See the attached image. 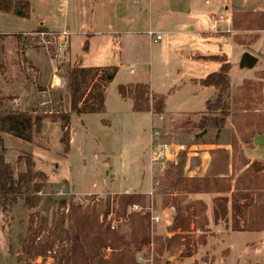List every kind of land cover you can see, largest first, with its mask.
Returning a JSON list of instances; mask_svg holds the SVG:
<instances>
[{
	"label": "rangeland",
	"instance_id": "rangeland-1",
	"mask_svg": "<svg viewBox=\"0 0 264 264\" xmlns=\"http://www.w3.org/2000/svg\"><path fill=\"white\" fill-rule=\"evenodd\" d=\"M28 1L29 18L19 17L23 10L17 5L7 19L3 20L6 15L0 13V113L29 112L44 120L31 142L1 136L6 161L13 170L25 172L31 159L35 170L47 176V185L40 193L38 207L28 208L22 198L8 214L0 209V264H18L20 241L29 233L31 217L68 227L67 217H62L72 204L95 210L100 221L107 217L111 229L127 240L131 232L129 216L148 214L147 233L151 239L163 237L157 236V225H151L150 209L160 215L181 156H187L191 145L212 142L215 136L214 129L201 131L197 126L204 114L210 117L204 111L213 96L202 90L201 81L229 65V116L218 142L233 140L237 146L245 141V131L250 136L264 125V71H256L261 64L251 71L239 68L245 52L264 54V32L256 30V24H249L264 13H252L256 6H245V0H226L223 7L219 0H208V5L200 0L199 6L188 0L178 4V0H140L137 5L133 0ZM45 29L47 33L41 32ZM65 31L70 47L60 53L59 44L66 41L61 33ZM149 31L161 40L154 42ZM86 44L88 51L84 50ZM85 54L84 66L116 67L117 74L108 87L105 112L77 116L70 108L68 74L82 65L79 58ZM209 58L216 59L204 60ZM255 71L256 77L250 78ZM137 85L163 97L165 112L182 114L173 117L174 123L160 121L147 112L136 114L133 99H123L118 91L119 87ZM64 115L71 118L69 152L63 141ZM153 131L159 133L158 140L153 141ZM160 144H179L184 149L172 161H155L153 153ZM151 167L153 182L146 208L134 212V206L129 207L123 216L117 197L150 191ZM189 236L187 252L193 249ZM179 249L181 246L173 247L158 259L156 250L148 245L135 253L134 261L177 264L175 258L167 259L178 255ZM36 261L54 264L52 259Z\"/></svg>",
	"mask_w": 264,
	"mask_h": 264
},
{
	"label": "trees",
	"instance_id": "trees-1",
	"mask_svg": "<svg viewBox=\"0 0 264 264\" xmlns=\"http://www.w3.org/2000/svg\"><path fill=\"white\" fill-rule=\"evenodd\" d=\"M20 7L23 12H19V17L29 18L30 3L28 0H0V13L11 14L14 6ZM249 20L246 19L245 22ZM256 24L257 29L264 31V14L249 24ZM262 24V26L260 25ZM247 24V23H245ZM248 30L253 29L247 27ZM47 33V29L44 31ZM87 50V44L84 48ZM216 59V58H215ZM215 59H204L215 61ZM229 65L221 67L219 73L210 74L201 81L203 87H214L217 94L206 103V113L210 115L200 119L197 125L201 131L214 129L217 137L225 128L229 116L230 100V79L228 76ZM117 74L116 67L108 68H83L74 67L68 74V87L70 90V108L77 116L88 114H100L104 111L105 93L109 84L113 82ZM119 94L123 98L131 97L134 101L135 112H150L154 117H161L165 108V100L161 96L153 95L150 90L142 85L135 87H119ZM44 118L34 117L29 112L0 113V209L6 215L20 199H25L28 208H36L40 204V193L43 192L47 183V176L35 170V163L28 159L26 171L16 173L12 166L6 161V149L2 134L11 135L19 140L31 142L35 132H40ZM57 120V118L55 119ZM62 127L64 130V148L67 152L70 149V116L62 117ZM185 156L174 166L173 179L170 181L168 191L183 190L186 193H206L212 190V185L217 181L210 178L187 179L183 176ZM249 171L256 173L264 172V166L252 164ZM264 180V177L261 178ZM218 189V188H217ZM255 190H260L257 194V202L260 204H249L252 208L249 213V225L247 231L260 230L256 227L259 222H264V184H255ZM148 198L142 194H125L117 197V205L120 213L125 216L127 209L132 206L146 208ZM173 206L176 214L173 219L170 232L174 235L170 238L157 237L151 239L147 230L150 226L149 215L142 212L130 215V236L121 235L118 231H113L111 222L107 217L100 221V216L95 210L84 209L80 205H71L68 213H63L67 217L68 227H60L57 222L50 224L44 218L31 217L29 223V233L26 238L21 239V254L18 257V264H38L37 259H52L54 264H136L135 253L142 251L146 246L151 245L159 255L165 251L171 252L173 247L182 246L183 232L205 231V210L202 202H197L187 207H181L182 200L173 198ZM221 216L215 214L216 220L226 215L225 209L227 199L216 201ZM67 211L66 203H62ZM110 204H107V208ZM193 211L190 213V210ZM237 212L241 207L238 205ZM241 210V211H240ZM263 213V214H262ZM109 215L107 210L106 216ZM236 216V215H235ZM236 220V219H235ZM64 226V219L62 220ZM194 228L191 229V225ZM246 224V223H245ZM233 231H245L240 222L236 220L233 224ZM135 253L131 250V248ZM110 251V256L105 252ZM189 253H187V256Z\"/></svg>",
	"mask_w": 264,
	"mask_h": 264
},
{
	"label": "crops",
	"instance_id": "crops-1",
	"mask_svg": "<svg viewBox=\"0 0 264 264\" xmlns=\"http://www.w3.org/2000/svg\"><path fill=\"white\" fill-rule=\"evenodd\" d=\"M138 1L140 0H133V5H137L139 3ZM180 1L182 0H178L177 4ZM188 2L194 6L200 5V0H188ZM167 3L169 4L168 1ZM205 3L206 5H208L210 2L206 0ZM218 4L223 7L226 4V0H219ZM263 5L264 0H245V6H256L252 9V13H264V8L262 7ZM2 15H6V17H3V20L7 19V17L9 16V14ZM256 56H258L260 59V62L258 64H261L260 69L256 71L260 73L264 71V54H259ZM196 57L197 55H195L194 59ZM81 59H83V63L81 65V67L83 68H101L84 66V62L87 60L86 54L80 56L79 61ZM256 71L253 73V75H251L250 78L256 77ZM260 80L263 81L262 79ZM108 87L105 93V104ZM201 87L203 91H208L210 92L211 96L213 95L211 98L216 96L217 90L214 87ZM151 93L153 95L160 96L154 92ZM119 96L122 97L120 94ZM104 112L105 108L102 113ZM204 112H206V108ZM135 113L138 114L141 112ZM147 113L154 118V116L150 112ZM177 114L182 113H167L165 112L164 108L163 115L159 117V120H168V122L174 123L173 117ZM190 114L191 113L187 115ZM196 114L197 113H194L192 115ZM246 119L247 123L252 124V122L248 118ZM226 127L222 130L220 136L218 137L217 131L214 130L213 133L215 136L212 139V142H203L191 145V147L188 149L187 156H185V164L183 169L184 178H210L213 181H217L215 185H212V190L206 193H186L183 190L178 189L172 191V194L169 193L171 191H168V199L165 198L163 200L162 210L159 215L161 221L156 226L158 231L157 236H163L162 238H170L174 235V233L170 232V227L172 226L173 219L176 214V208L172 203L174 197L182 200V203L180 205L181 207H187L197 202H202L206 207L204 214L206 220V223L204 225L205 231H191L181 233L180 235L183 237V244L181 246L182 250H178V255L168 257V262L172 261L170 259L175 258L177 264H264V222L259 224L261 220H258V224L256 225V227L260 230L247 231L246 229L249 225V213L252 209L247 205L261 203V201L257 202L256 199L257 194L260 193V190H255V184H258L259 186L264 184V180L261 179L264 177V172H250L249 168L252 164H260L264 166V125L261 126L260 132L251 134L250 136L248 135V132L245 131V141H241L237 146L235 144V141L233 140L218 142L220 137L223 135ZM252 131L250 132L252 133ZM172 146L176 147L179 150L184 149V146H181L179 144H173ZM152 182L153 175L151 167L150 191L148 190L146 192L126 194H142L146 197L150 196ZM119 195L121 196L125 194ZM218 199H227L225 209L226 215L224 217H219V219L216 220V213L221 216L218 205L216 203ZM238 205L242 210H240V213L237 212L239 210L237 209ZM192 211L193 208L190 210V213ZM235 219L240 222V226L242 228L245 225V231H233V224L236 221ZM193 228L194 224L191 225V229ZM186 236H189V242L191 241L190 247H193L192 251L187 252L186 247L188 243H185L187 241ZM202 238H204V240H202ZM169 253L170 252L165 251L162 255H159V253L156 252V255L158 259H163L164 255ZM187 253H189L188 256ZM178 258L181 260H177Z\"/></svg>",
	"mask_w": 264,
	"mask_h": 264
},
{
	"label": "built area",
	"instance_id": "built-area-1",
	"mask_svg": "<svg viewBox=\"0 0 264 264\" xmlns=\"http://www.w3.org/2000/svg\"><path fill=\"white\" fill-rule=\"evenodd\" d=\"M61 35L65 37L66 41L59 44L58 52L65 53L69 50V47H70L69 42H68L69 34L65 31V32H62ZM148 36L150 39H153L154 42L161 40V36L156 35L152 33L151 31L148 32ZM158 138H159V133L157 131H153V141L158 140ZM179 151H180L179 149H177L176 147L174 148L171 145L160 144L156 152L153 153V156L155 158V161H167L168 162V161H172L176 159ZM133 210L134 212H141L142 208L136 205L133 207ZM153 212H154L153 209H150V214H151L150 220H151L152 227H154L155 225H158L161 221L160 216L155 215Z\"/></svg>",
	"mask_w": 264,
	"mask_h": 264
},
{
	"label": "water",
	"instance_id": "water-1",
	"mask_svg": "<svg viewBox=\"0 0 264 264\" xmlns=\"http://www.w3.org/2000/svg\"><path fill=\"white\" fill-rule=\"evenodd\" d=\"M258 63V57L249 52H245L240 58L239 68L242 71H251L258 65Z\"/></svg>",
	"mask_w": 264,
	"mask_h": 264
}]
</instances>
